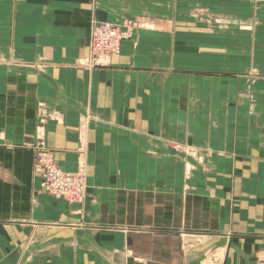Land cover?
Wrapping results in <instances>:
<instances>
[{"label":"crops","instance_id":"1","mask_svg":"<svg viewBox=\"0 0 264 264\" xmlns=\"http://www.w3.org/2000/svg\"><path fill=\"white\" fill-rule=\"evenodd\" d=\"M215 2L0 0V264H264V1ZM93 20L140 27L86 69Z\"/></svg>","mask_w":264,"mask_h":264},{"label":"built area","instance_id":"2","mask_svg":"<svg viewBox=\"0 0 264 264\" xmlns=\"http://www.w3.org/2000/svg\"><path fill=\"white\" fill-rule=\"evenodd\" d=\"M138 27L140 24L136 20H123L119 24L93 20L89 29L88 54L79 61V67H103L106 59L119 54L122 41L131 39ZM43 121H40L41 125ZM31 150L34 155V172L40 178L41 190L56 200L70 204L83 203L86 193L84 171L69 173L60 169L44 139H38Z\"/></svg>","mask_w":264,"mask_h":264},{"label":"rangeland","instance_id":"3","mask_svg":"<svg viewBox=\"0 0 264 264\" xmlns=\"http://www.w3.org/2000/svg\"><path fill=\"white\" fill-rule=\"evenodd\" d=\"M225 1L229 2V0H225ZM262 1H264V0H258V3L262 2ZM219 3H220V0H216L215 4L218 5ZM253 5H255V8H254L255 11L250 8L252 10L251 13L247 14V12L243 10L240 14H242L243 18H246L248 20L252 18L255 21V25L251 29L252 34L253 35H254V33L258 34V37H256V35H255V39L259 41V43L257 44L258 49H259V52H264V2L262 4H259V6H256V4H253ZM236 11L233 10L232 12H229V13H239L238 10H236ZM250 14H252V17H250ZM256 21H258V22H256ZM260 39H261V41H260Z\"/></svg>","mask_w":264,"mask_h":264}]
</instances>
